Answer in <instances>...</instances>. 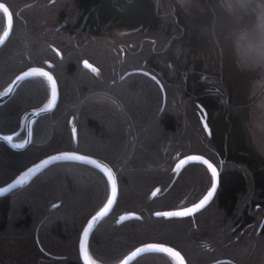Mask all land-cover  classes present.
Wrapping results in <instances>:
<instances>
[{
	"label": "trees",
	"instance_id": "trees-1",
	"mask_svg": "<svg viewBox=\"0 0 264 264\" xmlns=\"http://www.w3.org/2000/svg\"><path fill=\"white\" fill-rule=\"evenodd\" d=\"M0 2L7 5L13 18L10 36L0 48V82L31 66L48 68V62H54L50 69H55L59 79L58 104L52 114L44 116L36 125V130L45 127L47 136L40 135L37 139L35 136L23 150H13L0 141V186L39 159L60 149H71L67 130L70 116L80 111L81 116L86 117L81 108L91 97L105 99L120 108L112 115L135 118L136 135L126 140L131 148L112 157L121 167V186L112 212L96 229L99 233L106 232L104 237L107 235L111 244L103 246L97 237L92 245L95 231L88 243L91 257L98 264H104L110 254L116 253L118 262L136 246L156 242L181 251L187 264H259L261 257L238 242L245 228L254 224L255 216L250 209L264 207V156L251 144L244 123L249 76L236 68L226 51L221 54L211 46L204 30L208 17L199 14L190 20L175 7L172 22L165 23L156 0ZM119 31L140 35L139 41L144 48L127 44L112 59L106 57L107 51L112 53L105 40ZM84 58L91 65L90 71L81 65ZM141 68L155 73L160 80L165 91L164 103L154 81L139 73L124 75L128 70ZM42 85L40 78H31L0 106L1 134L17 131L22 113L42 102L45 97ZM171 89V100L179 103L175 104L177 111L170 104L167 106ZM92 107L100 108L96 104ZM104 107L113 109L112 105ZM201 108L207 114L209 137L199 120ZM89 122L98 124L93 120ZM155 127L158 132L151 137L150 132ZM56 134L62 136L56 137ZM173 135L175 138H171ZM86 142L79 137L78 151L92 153L93 143ZM186 152L205 156L219 169L214 202L196 218L166 220L156 216V212L162 211L167 203H176L183 197L184 204H189L210 186L211 176L205 167L197 168L198 165L192 164L166 190L174 162ZM73 165L76 164H54L27 185L0 197V239H12L17 242L18 249L22 243H30L32 236L36 245L43 247L38 233L40 226L51 216L63 213L67 198L66 194L57 195V190H61L70 176L60 166ZM89 172L98 174L91 169ZM154 188L158 194L151 197ZM50 189L49 200H43V205L36 204V207L35 201H41L42 194ZM249 190L254 199L239 210L240 200ZM89 192H93L86 196L90 204L84 205L81 216L73 217L71 235H77L86 220L103 204L105 188L102 184ZM15 195L17 199L14 200ZM98 196L102 198L101 203H95ZM58 201L61 203L55 206ZM18 204L19 209L15 206ZM127 213H135L136 217L118 223ZM36 215L41 216L37 225L33 222ZM62 220L66 219L52 221L48 231L60 232L65 227ZM18 228L26 233L19 237ZM258 234L264 235V228ZM193 246L201 251L194 252ZM72 249L73 245L66 253L60 252L67 256L65 260L55 258L49 263L80 264L76 248ZM198 252L201 254L196 256ZM148 258H159L161 264L167 263L166 255L150 253L131 264H140V260Z\"/></svg>",
	"mask_w": 264,
	"mask_h": 264
},
{
	"label": "rangeland",
	"instance_id": "rangeland-1",
	"mask_svg": "<svg viewBox=\"0 0 264 264\" xmlns=\"http://www.w3.org/2000/svg\"><path fill=\"white\" fill-rule=\"evenodd\" d=\"M29 1H33V0H29ZM156 1L161 6L165 23H171L172 22V19H173L172 14L175 11V7H176V9L179 8L180 11L190 20L196 19L197 16H199V14H200L199 12H197L195 10L194 4L190 3L189 0H156ZM3 25H4L3 16L0 14V32L3 29L2 28ZM114 34L115 35L113 38L105 40L106 41V47L108 46V48L110 49V51L112 53V55H111L107 51L106 57L111 58L117 52H119V53L122 52L123 51L122 47L124 45L126 46L127 44H128L127 46H129V47H137V45H138V48H140V47H141V49L144 48V46L139 41L140 35H138L137 33H134L131 31L130 32H126V31L120 32L119 31V32H115ZM155 39H157V37ZM85 60H87V59L84 58L83 61H85ZM87 62H88V60H87ZM84 69H86L87 71H90L87 68H84ZM131 69H133V68H131ZM141 70L146 71L145 69H142V68H141ZM146 72H148V71H146ZM243 72H247V71H243ZM148 73L153 75L156 78V80L151 78V77L149 78L148 76H146L143 73H139V74L145 75L150 80H152L156 83V85L158 86V88L160 89V91L162 93V97H163L162 100L164 103L165 91H164L163 85L161 84L160 80L158 79V77L156 76L155 73H153V72H148ZM247 73L249 76V78H248L249 80L247 79L246 98H245V104H244L245 108H243V110L245 112L244 123H245L246 129H247L248 137H249L251 144L253 145V147L255 148V150L259 154L264 156V85H259V86L255 85L253 83V79H254V76L256 75V73H253V72H247ZM44 85H45V83H43V85H42L44 88V92H45V93L44 92L43 93L46 96L47 89L45 88L46 85L45 86ZM48 90H49V88H48ZM171 90H172L171 91L172 93H170V98L167 101V106L170 104L172 109H175V111H177L178 109L176 108L175 104L179 105V103H178V101L173 102V100H171V94L173 97V89H171ZM169 92H170V89H169ZM48 95L49 94H47V99H48ZM88 103H95V104H101V105H107V106L110 105L108 102L105 101V99H103V100L95 99L94 97L89 98ZM182 104H183V102H181V105ZM182 109H183V106H182ZM182 113H183V111H182ZM91 114L93 115L94 113H91ZM102 115H105V114L96 112L94 116L102 117ZM106 115H108V116L111 115V111L107 110ZM197 119H198V117H197ZM105 122L107 124L113 123L109 118H106ZM200 123H201V120H200ZM44 128L42 127V129L40 128V129L36 130V139L39 138L40 135L42 137L43 136L45 137L46 131ZM157 130L158 129L156 127L153 129V131L151 130V132H150L151 137L153 135L157 134V132H158ZM46 136H47V134H46ZM21 138L22 137L17 139L15 142L21 143L23 140V139L20 140ZM171 138H175L174 135ZM109 141H111V139H109ZM109 141H107V142L109 143ZM41 143H44V142H41ZM94 145L100 146L101 143L95 141ZM60 150H63V149H60ZM60 150H58V151H60ZM188 154H190V153L186 152L184 155L183 154L182 155L185 156ZM183 156H180L177 159H179ZM60 167H64L66 169V171H68V174L70 175L69 179L66 181V184L65 183L62 184L61 190H57L58 196H60V195L64 196V194H66V196H67V198H65V202L63 205L64 206L63 213H60L59 216H51L50 218H48L49 221L42 223V225L40 226V230L38 232L39 236L41 237V244H42L43 248L45 250H47L50 254L53 253L56 256H60V254H61L60 252H63V254L66 253V251H68L69 247L72 245H73L72 250H75V248L77 250V242H78L79 234L71 235L72 233L71 234L69 233V229H70V225L72 223L73 217L76 215L81 216L83 213L82 210L84 208V205L90 204V202L89 203L87 202L88 199L86 196L89 195V193H90V195H92L93 192L91 193L89 191L92 190V188H95L96 185H99V183L102 184L105 188V193L103 195L105 199L103 200V203L106 200L108 193H109V184H108L106 178L105 179L100 178V176L98 174H95L96 177L94 178L93 177L94 174L90 173L89 170L85 171L84 169L83 170L79 169V168L76 169V168H73L70 166H60ZM204 169L207 170L206 168H204ZM210 185H211V182H210ZM155 190L156 189L154 188L151 191V193L155 192ZM51 191L52 190L50 189V191H47L46 194H44V195L42 194L41 201H40V199H37L35 201L34 205L35 206H36V204L43 205L44 201H46V199L49 197L48 194H49V192L51 193ZM16 196L17 195L13 196L14 200L17 199ZM43 197H44V199H43ZM100 197L101 196H98L95 199V203H101L102 202V198L100 199ZM253 197L254 196L250 190L245 195H243V197L240 200L239 210L243 209L246 205H249L252 202V200L254 199ZM48 200H49V198H48ZM19 204L15 205V206H17V209L20 208ZM95 205H96L95 207H97L98 204H95ZM39 207H41V206H39ZM40 210H42V208H40ZM250 212L252 214H254V216H255L254 224L249 226L248 228H245V230H244L245 232L239 238L238 242L241 243L242 245L245 244V249L247 251L251 250V249L254 250V252H255L254 254H257V256L261 257V262L259 264H264V235L258 234V231H260V229L264 228V207L251 208ZM84 214H86V212ZM42 215H44V214H42ZM51 215H54V214H51ZM39 218H41V216L39 217V215H36L33 218V220H35V221H33L35 225H37ZM60 218L66 219V220H62L63 222H65V227H62L61 231L58 232L59 234L58 233L57 234L56 233H50L48 231V228H49L48 225L52 221L60 219ZM123 223H125V222H123ZM228 229H231L230 225H228ZM96 232L94 233L95 234L94 236H96V237H94L92 245H95L94 241H95V238H97V237H99V239L103 242V246H105L106 244H111L107 235L104 237V233L106 234V232H104V233H102V232L96 233ZM18 233H19V237H20V236L24 235L26 233V231L22 230V228H18ZM32 235H33V232H32ZM22 239H24V237ZM26 241H28V240L26 239ZM29 242L30 243H24V244L22 243L21 246L17 249V246H16L17 242H13L12 239L10 240V239H5L4 237H2L0 239V264H50L49 260H55V258H51V257L47 258L45 256V254L39 250L38 246L36 245V242L33 241L32 236H30ZM29 244H30V250L31 251L28 252ZM90 249H91V247H90ZM93 249H94V247H93ZM195 250L201 251V249H199V248L195 249L193 246V251L195 252ZM200 254L201 253L198 252V255H196V256H199ZM102 257H104V255ZM252 257L254 258V255ZM49 258H51V259H49ZM77 258H78V256H77ZM118 259H119V256L116 253H112V255L111 254L109 255V259H108L107 263H104V264H114ZM99 260L102 261L101 259H99ZM146 260L147 259H142L138 263L141 264L144 262L146 264H161V261L159 258H148V260L147 261ZM165 264H175V263L171 258H170V260L167 258V263H165Z\"/></svg>",
	"mask_w": 264,
	"mask_h": 264
},
{
	"label": "water",
	"instance_id": "water-1",
	"mask_svg": "<svg viewBox=\"0 0 264 264\" xmlns=\"http://www.w3.org/2000/svg\"><path fill=\"white\" fill-rule=\"evenodd\" d=\"M7 10V11H6ZM0 11L4 14L5 18V25L4 28L0 34V47L6 42L8 37L10 36L11 30H12V25H13V20H12V15L9 10V8L3 3L0 2ZM84 66H86L84 64ZM137 73H143L153 79L156 80V78L149 74L146 71L143 70H134ZM42 73H48L51 75L52 79H49L48 76L43 75ZM33 77H41L46 80L48 87H49V95L48 99L46 102L41 105L38 108L30 109L27 112H25L22 115L21 118V125L20 128L11 133V134H1L0 133V141L4 142L7 146H9L13 150H23L25 149L31 142V124L32 122L37 119L39 116L50 113L56 106L57 101H58V88L56 85V97L53 99L52 96V80L54 77L52 74L45 68L43 67H38V66H31L28 67L21 72H19L10 82L9 84L0 90V105L4 104L15 92L16 88L25 80L33 78ZM55 80V79H54ZM202 115L200 116L201 124L202 127L206 133V135L209 137L210 136V131L209 127L207 125V114L203 108H201ZM29 116L27 123H26V135L25 138L22 140L21 143H16L14 140L15 138L20 134L21 130L24 127L23 120L25 116ZM198 157H203V159H206L211 163L213 166L216 167L215 164H213L208 158L201 154H188L186 156L181 157L178 159L176 164L178 165V170L177 173L185 166H187L190 163H199L202 164L207 168L211 175V170L203 163V160L198 159ZM57 163H75V164H80V165H85L89 166L100 173H102L108 184H109V193L104 201V203L88 218L86 223L84 224L79 240H78V254L79 258L82 264H98L93 258L91 257L89 251H88V242L90 239L91 234L93 231L97 228L99 223L103 221L112 211L116 199H117V181L115 177V173L113 172L112 168L109 166L108 163L105 161L92 157L90 155L74 152V151H59L56 153L49 154L38 161L32 163L31 165L27 166L25 169L20 171L12 180H10L8 183L0 186V197L8 195L9 193L13 192L14 190L27 185L35 176L43 172L45 169L48 167L57 164ZM217 169V177L215 180H213L211 176V185L208 188V190L205 192V194L193 205H190L189 207L183 208V209H178L174 211H158L156 212V216L158 217H165V218H180V217H187L190 215H193L201 210H203L205 207H207L214 199L217 188H218V183H219V169ZM176 173V174H177ZM215 183V189L213 190V195L201 205V201L203 200V197L207 195V192L209 190H212V184ZM156 192V191H155ZM153 192V193H155ZM197 205H201L197 207ZM166 213H173L172 215H167ZM95 217V219H93ZM136 217L135 213H127L122 215L118 223H123L126 222L132 218ZM91 221V223H90ZM88 229V235L84 236V229ZM81 239L84 240V246L85 250L87 252V259H85L81 254H80V242ZM150 253H160L167 255L170 257L175 264H186V261L183 257V255L176 250L175 248L163 244V243H156V242H149V243H144L136 246L134 249H132L130 252H128L123 258H121L118 262L115 264H131L133 261H135L137 258L150 254ZM179 253V255H177Z\"/></svg>",
	"mask_w": 264,
	"mask_h": 264
},
{
	"label": "flooded vegetation",
	"instance_id": "flooded-vegetation-1",
	"mask_svg": "<svg viewBox=\"0 0 264 264\" xmlns=\"http://www.w3.org/2000/svg\"><path fill=\"white\" fill-rule=\"evenodd\" d=\"M5 4V3H4ZM6 5V4H5ZM7 6V5H6ZM0 14L3 16V21H4V25H5V18H4V14L0 11ZM13 20V19H12ZM4 25H3V28H4ZM3 30V29H2ZM2 32V31H1ZM0 32V34H1ZM9 38V37H8ZM7 41V40H6ZM5 44V43H4ZM3 44V45H4ZM2 45V46H3ZM1 46V47H2ZM0 47V48H1ZM59 57H61V55H59ZM85 61H81V65L82 67L84 68H87L89 66H84V63ZM53 63H49L48 62V68L47 67H43L45 69H47L51 74L52 76L54 77L55 79V82H56V85H57V88H58V100H59V79H58V75H57V72L55 71V69L51 70L50 69V66L53 65ZM22 71V70H21ZM19 71V72H21ZM18 72V73H19ZM14 74L13 77L11 78H7L5 81H1L0 84V90H2L3 88H5L9 82L18 74ZM127 73H134V74H137V72H135L134 70H128L125 72L124 75H126ZM147 76V75H146ZM149 77V76H148ZM33 78H36V77H33ZM40 78L41 82L42 83H45V88L47 89V93H46V96L45 98L42 100L41 103L39 104H35L33 106H30L28 107L23 113L22 115L27 112L28 110L30 109H34V108H38L40 107L41 105H43L46 100H47V94H49V90L47 87L48 84L46 82L45 79L41 78V77H38ZM150 78V77H149ZM11 79V80H10ZM31 79V78H30ZM29 79L23 81L15 90V92L20 88V86L22 84H25V82H27ZM14 92V93H15ZM13 93V95H14ZM12 95V96H13ZM12 96L4 103L6 104L11 98ZM110 105H112L113 109L112 110H109L111 111V115H106V105H101V104H96L98 106H100L99 109H96L94 107H92V105H95V103H86V104H82V110L84 112H86V117H82L81 114H80V111H78L77 113H74L76 116H74L73 114L70 116V118L68 119V122H67V130H69V136H70V145L72 146L71 149H68V150H61V151H74V152H78V153H82V152H79L78 151V143H79V137L84 139L85 141L87 140V144L90 145V142L93 143L92 145L95 144V141L97 142H100L101 145L100 146H93V148H91V151L92 153H82V154H86V155H90L92 157H95V158H98V159H101L103 161H105L106 163L109 164V166L112 168L113 172L115 173V177H116V181H117V188H118V191H119V188L121 186V167L120 166H117L115 163L116 161V158L113 160L112 157H118L121 153L123 154L122 150L124 151H127L128 147L131 148V145L129 146L127 144V139H132L133 137H135L136 135V128H135V118L134 117H125L124 119H122V116H114L112 115V113L117 110V111H120V108L116 106V103L114 102H108ZM2 104V106L4 105ZM57 104H58V101H57ZM56 104V106H57ZM109 105V106H110ZM115 105V106H114ZM1 106V105H0ZM55 106V108H56ZM55 108L50 112V113H47V114H44V115H41L39 116L37 119H35L32 124H31V131H32V135H31V142L33 141V139H35V136H36V125L38 124V122L40 123L39 120L43 119L44 116H47L49 114H52L53 111L55 110ZM98 112V113H102V114H105V115H102V117H97V116H94L95 113ZM91 113H94L93 115ZM127 113V112H126ZM22 115L19 119V127L18 129L20 128V125H21V118H22ZM91 115V116H90ZM28 115L25 116L24 120H23V124H24V127L23 129L21 130L20 134L16 137L18 138L19 136L22 137L20 140L24 139L25 138V135H26V123H27V120H28ZM106 118H109L113 123H110V124H107L105 122V119ZM96 121V123L98 124H92L90 123L89 121ZM17 129V130H18ZM42 129V127H41ZM75 130V131H74ZM59 136H62V134H60ZM58 134H56V137H59ZM68 136V137H69ZM15 138V140H16ZM109 139H111V141H109ZM14 140V141H15ZM109 141V143L107 142ZM30 142V143H31ZM107 142V143H106ZM123 142V143H122ZM4 143V142H3ZM5 144V143H4ZM9 147V146H8ZM77 147V149H76ZM10 148V147H9ZM56 152H59V151H56ZM54 152V153H56ZM127 153V152H126ZM52 154V153H51ZM113 163V164H112ZM75 164V163H73ZM198 165V166H195L197 168L203 166L202 164H199V163H190L188 164L187 166L183 167L178 173H177V170H178V165L176 164V162H174V166H173V174L169 180V182L166 184V190L171 186V184H173L174 180L183 172L185 171V168L187 169L189 166L191 165ZM70 167H73V168H79V169H84L85 171H88L89 169L91 170H94L96 172H98V175L105 179V176L100 173L99 171L89 167V166H85V165H80V164H76V165H73V166H70ZM205 167V166H203ZM49 168V167H48ZM206 168V167H205ZM207 169V168H206ZM209 172V171H208ZM177 173V174H176ZM94 174V175H93ZM93 177L95 178L96 177V173H93ZM210 174V173H209ZM211 176V175H210ZM156 192L155 193H151V197L155 196L158 194V190H155ZM207 191V190H206ZM204 195V194H203ZM202 195V196H203ZM202 196H200L198 199H196L195 201L189 203V204H184V199L183 197H181L180 200H178L176 203H167L166 207L162 210V211H174V210H178V209H183V208H186V207H189L190 205H193L194 203H196ZM117 197H118V192H117ZM117 200V199H116ZM61 203V201H58L55 203V206L56 205H59ZM116 203V202H115ZM115 206V205H114ZM209 206V205H208ZM114 208V207H113ZM206 208V207H205ZM204 208V209H205ZM203 209V210H204ZM113 210V209H112ZM202 211V210H201ZM197 212L193 215H190V216H187V217H180V218H165L166 220H177V219H191V218H196V216L201 212ZM112 212V211H111ZM110 212V213H111ZM107 218V217H106ZM105 218V219H106ZM102 223V221L99 223V225ZM122 224V223H120ZM98 225V226H99ZM84 226V225H83ZM97 226V227H98ZM83 228V227H82ZM82 230V229H81ZM81 230L79 231V236H80V233H81ZM96 231V229L94 230ZM93 231V233H94ZM93 233L91 234L90 236V239H89V242L91 240V238L93 239ZM79 240V238H78ZM88 242V243H89ZM165 244V243H163ZM89 245V244H88ZM166 245H169V244H166ZM170 246V245H169ZM172 247V246H171ZM38 248L41 252H43L45 255L47 256H50V257H53V258H61L63 260H65L67 258L66 255H60V256H56L54 255L53 253H48L44 250L43 247H41V245H38ZM174 248V247H173ZM178 250V249H176ZM89 251V250H88ZM179 251V250H178ZM181 254L182 252L179 251ZM183 255V254H182ZM56 256V257H54ZM77 256H78V260L81 263L80 261V258H79V254H78V242H77ZM167 256V255H166ZM185 261H186V264H187V260L185 258V256L183 255ZM41 258V257H40ZM65 258V259H64ZM167 258L170 260V258L167 256Z\"/></svg>",
	"mask_w": 264,
	"mask_h": 264
},
{
	"label": "clouds",
	"instance_id": "clouds-1",
	"mask_svg": "<svg viewBox=\"0 0 264 264\" xmlns=\"http://www.w3.org/2000/svg\"><path fill=\"white\" fill-rule=\"evenodd\" d=\"M208 17L205 32L221 54L227 52L241 71L256 73L253 83L264 85V0H189Z\"/></svg>",
	"mask_w": 264,
	"mask_h": 264
},
{
	"label": "snow or ice",
	"instance_id": "snow-or-ice-1",
	"mask_svg": "<svg viewBox=\"0 0 264 264\" xmlns=\"http://www.w3.org/2000/svg\"><path fill=\"white\" fill-rule=\"evenodd\" d=\"M6 11H7V10H6ZM84 63H85L86 66L91 67V65H88V62H87V61H85ZM42 74L45 75V76H48L49 79H52V77H51L50 74H48V73H42ZM52 96H53V99H55V97H56V82H55L54 79L52 80ZM74 131H75V130H74ZM198 159L203 160V163H204L205 165H207V167L211 170V176H212L213 180H215V178L217 177V169H216V167L213 166L211 163H209L208 160L203 159V157H198ZM215 186H216L215 183H213V184H212V190H209V191L207 192V195H205V196L203 197V200L201 201V205H202L204 202H206V201H207V200L213 195V190L215 189ZM201 205H197V207H199V206H201ZM166 214H167V215H172L173 213H166ZM93 219H95V217H94ZM90 223H91V221H90ZM83 235H84V236H87V235H88V229H87V228L84 229V233H83ZM80 254H81L85 259H87V252H86V250H85L84 240H83V239H81V242H80ZM177 255H179V253H177Z\"/></svg>",
	"mask_w": 264,
	"mask_h": 264
}]
</instances>
